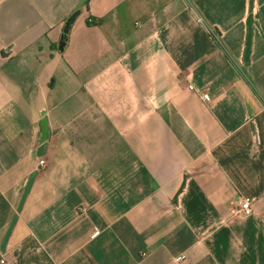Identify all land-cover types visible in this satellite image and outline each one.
Segmentation results:
<instances>
[{"label": "crops", "instance_id": "1", "mask_svg": "<svg viewBox=\"0 0 264 264\" xmlns=\"http://www.w3.org/2000/svg\"><path fill=\"white\" fill-rule=\"evenodd\" d=\"M80 1L0 0V264H264V0Z\"/></svg>", "mask_w": 264, "mask_h": 264}, {"label": "built area", "instance_id": "2", "mask_svg": "<svg viewBox=\"0 0 264 264\" xmlns=\"http://www.w3.org/2000/svg\"><path fill=\"white\" fill-rule=\"evenodd\" d=\"M87 22L89 24L95 23V20L92 16H88ZM203 99L209 100V95L208 93H203ZM45 166V161L43 159H40L38 161V167H43ZM252 198L249 196H241L239 197L237 201V209H236V216L238 217H244L248 216L252 213ZM1 263H4V259H0Z\"/></svg>", "mask_w": 264, "mask_h": 264}, {"label": "water", "instance_id": "3", "mask_svg": "<svg viewBox=\"0 0 264 264\" xmlns=\"http://www.w3.org/2000/svg\"><path fill=\"white\" fill-rule=\"evenodd\" d=\"M85 1H86V0H81V1L78 3L77 8H76V9L71 13V15L67 18V20H66V26H69V25L75 20V18L79 15V13H80V9H79V8L84 4ZM42 123H43V126H42L41 140L43 141V140L46 138V134H47V124H46V120L43 119V120H42ZM32 180H33V177H31V178L28 180V182H27V185H26L25 191H24V193H23V195H22V198H21V200H20V203H19L18 209H20L21 206H22V203H23V201H24V198H25V196H26V194H27V192H28V190H29V188H30V186H31ZM8 234H9V233H7L6 238L8 237ZM5 240H6V239H5Z\"/></svg>", "mask_w": 264, "mask_h": 264}, {"label": "trees", "instance_id": "4", "mask_svg": "<svg viewBox=\"0 0 264 264\" xmlns=\"http://www.w3.org/2000/svg\"><path fill=\"white\" fill-rule=\"evenodd\" d=\"M87 2H88V0H86V2H85V5H87ZM96 22V21H95ZM66 27H68V26H66ZM66 31V30H65Z\"/></svg>", "mask_w": 264, "mask_h": 264}]
</instances>
